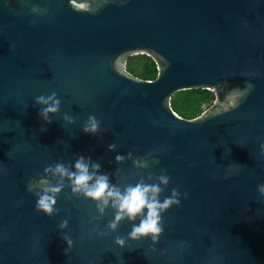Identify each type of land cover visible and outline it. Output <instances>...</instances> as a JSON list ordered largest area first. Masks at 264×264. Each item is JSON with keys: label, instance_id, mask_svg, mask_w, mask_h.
Instances as JSON below:
<instances>
[{"label": "water", "instance_id": "obj_1", "mask_svg": "<svg viewBox=\"0 0 264 264\" xmlns=\"http://www.w3.org/2000/svg\"><path fill=\"white\" fill-rule=\"evenodd\" d=\"M135 55L154 61L155 79L127 71ZM247 83L251 92L224 111ZM186 90L213 92L214 102L182 118L170 101ZM53 93L60 111L45 123L35 98ZM89 115L100 122L95 136L82 131ZM261 145L264 0H0V264H264ZM129 152L149 167L115 161ZM77 154L121 188L170 177L160 199L175 188L181 202L163 213L157 244L128 240L127 221L107 231L111 209L98 217L67 187L57 214L36 210L29 181Z\"/></svg>", "mask_w": 264, "mask_h": 264}, {"label": "clouds", "instance_id": "obj_2", "mask_svg": "<svg viewBox=\"0 0 264 264\" xmlns=\"http://www.w3.org/2000/svg\"><path fill=\"white\" fill-rule=\"evenodd\" d=\"M32 14L44 15L46 9L32 7ZM34 23V21H30ZM14 45H10L12 49ZM254 86L247 83L243 88L235 86V90L230 93L226 102L221 105L224 111L237 107L243 99L251 92ZM35 105L39 107V115L45 123H50V116L56 115L60 111V100L56 94L40 95L35 98ZM64 124L73 125V118L65 115ZM100 127V122L95 116L89 115L82 127L86 135L95 136ZM115 145H109L108 150H115ZM264 149V145H261ZM125 159H132L134 165L140 169H147L149 164L145 159L133 157L129 152L127 156L116 155L115 161L119 164ZM110 173L101 172V164L93 161L91 157L77 154L74 162L65 164L57 161L47 166L43 173L29 181L26 191L35 197V208L45 216L51 217L58 213L56 208L57 198L67 187L70 195L77 199H85L95 205L96 215L103 217L109 209L113 213V219L105 227L109 232H115L122 222L132 223L128 240L150 239L153 245L159 242L164 229L162 226L163 213L172 206H180L181 193L173 188L170 194L160 199L161 193L169 185L170 177L161 172L159 175L150 173L148 179L154 182L146 183L143 179L134 184H127L123 188L111 182ZM257 192L264 196V183L257 184ZM187 195L186 193L184 194ZM138 221V222H137ZM68 227V220H63L58 226L61 233H65ZM94 231H96L94 229ZM63 239L67 244V249L73 245L72 238L66 233ZM116 247L125 246L124 238L114 240ZM180 247H186L181 243ZM155 251V249H153ZM67 254V250L65 252Z\"/></svg>", "mask_w": 264, "mask_h": 264}, {"label": "trees", "instance_id": "obj_3", "mask_svg": "<svg viewBox=\"0 0 264 264\" xmlns=\"http://www.w3.org/2000/svg\"><path fill=\"white\" fill-rule=\"evenodd\" d=\"M126 69L130 74L142 80H153L157 76L154 61L146 55L129 57ZM214 99V93L208 90H186L175 93L170 104L172 110L180 117L193 119L207 110Z\"/></svg>", "mask_w": 264, "mask_h": 264}]
</instances>
